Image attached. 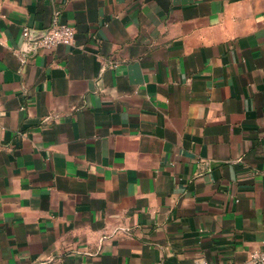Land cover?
I'll list each match as a JSON object with an SVG mask.
<instances>
[{"label": "crops", "instance_id": "obj_1", "mask_svg": "<svg viewBox=\"0 0 264 264\" xmlns=\"http://www.w3.org/2000/svg\"><path fill=\"white\" fill-rule=\"evenodd\" d=\"M55 10L74 43L28 51ZM256 249L264 0H0V264Z\"/></svg>", "mask_w": 264, "mask_h": 264}, {"label": "built area", "instance_id": "obj_2", "mask_svg": "<svg viewBox=\"0 0 264 264\" xmlns=\"http://www.w3.org/2000/svg\"><path fill=\"white\" fill-rule=\"evenodd\" d=\"M24 47L36 52L38 49L52 50L58 45L70 46L75 40L74 28L60 20V11L53 12L50 25L43 31H36L28 26L23 27ZM31 45V48L28 47ZM195 264H208L206 261L195 260ZM246 264H264V249L250 251Z\"/></svg>", "mask_w": 264, "mask_h": 264}, {"label": "water", "instance_id": "obj_3", "mask_svg": "<svg viewBox=\"0 0 264 264\" xmlns=\"http://www.w3.org/2000/svg\"><path fill=\"white\" fill-rule=\"evenodd\" d=\"M28 50V49H27ZM28 51H30V50H28Z\"/></svg>", "mask_w": 264, "mask_h": 264}]
</instances>
